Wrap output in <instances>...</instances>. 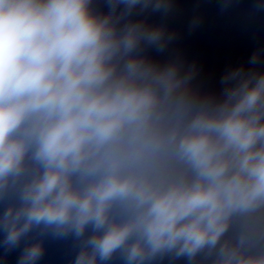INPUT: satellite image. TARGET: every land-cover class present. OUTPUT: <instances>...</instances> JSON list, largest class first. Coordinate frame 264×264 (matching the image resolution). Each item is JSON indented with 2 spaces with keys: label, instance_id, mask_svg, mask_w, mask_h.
<instances>
[{
  "label": "clouds",
  "instance_id": "9594fccd",
  "mask_svg": "<svg viewBox=\"0 0 264 264\" xmlns=\"http://www.w3.org/2000/svg\"><path fill=\"white\" fill-rule=\"evenodd\" d=\"M103 3L0 0V247L23 242L17 264L48 237L73 241L70 264H264V53L194 96L179 60L143 54L176 33L132 18L174 0Z\"/></svg>",
  "mask_w": 264,
  "mask_h": 264
}]
</instances>
